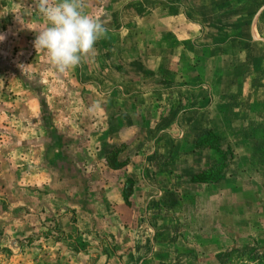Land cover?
Instances as JSON below:
<instances>
[{
    "label": "rangeland",
    "instance_id": "374dc122",
    "mask_svg": "<svg viewBox=\"0 0 264 264\" xmlns=\"http://www.w3.org/2000/svg\"><path fill=\"white\" fill-rule=\"evenodd\" d=\"M147 1L80 0L83 11L108 31L77 67L59 73L47 53L34 47L36 34L48 26L39 0H0V35L5 37L0 42V264H264V135L253 131L254 120L232 134V147L212 132L195 141L226 153L223 164L220 158L219 167L198 182L208 184L199 191H219L220 209L212 212V202L203 201L209 207L198 224L200 236L189 234L191 243L157 245L163 257L173 248L172 259H129L126 252L138 247L127 241V229L100 219L103 213L95 203L100 191H118L122 184L127 199L135 181L105 170L109 159L122 163L123 153V145L110 141L113 102L101 94L112 85L105 83L109 88L102 91L85 76L93 79L101 72L110 81L121 80L122 72L133 74L139 57L147 66L154 62L151 46L164 37L148 28L147 20L137 28L132 8ZM227 7L221 6L218 17ZM237 10L241 17L235 31L244 22L256 35L264 30V0ZM221 21L223 30L227 24ZM90 60L96 64L85 67ZM194 219L189 222L196 224Z\"/></svg>",
    "mask_w": 264,
    "mask_h": 264
},
{
    "label": "crops",
    "instance_id": "0c3cea01",
    "mask_svg": "<svg viewBox=\"0 0 264 264\" xmlns=\"http://www.w3.org/2000/svg\"><path fill=\"white\" fill-rule=\"evenodd\" d=\"M252 1L163 0L161 7L156 0L137 2L132 6L137 28L147 20L148 28L155 27L164 37L151 46L154 62L147 66L139 57L133 74L122 72L121 80L110 81L101 72L94 73V80L85 76L102 91L109 88L105 83L112 85L100 92L113 102L110 141L123 145L121 158L128 165L105 170L116 172L120 180L131 178L135 185L127 199L118 184V191H100L95 203L101 207V220L114 221L116 229L129 232L127 241L138 247L126 252L129 259H172L173 248L163 257L157 245L193 242L187 236L199 235V221L209 207L203 201H211V211L219 212V191H199L208 184L199 185L194 177L218 164L221 155L196 147L198 136L212 132L232 147V134L253 120V131L264 135V30L256 35L254 26L244 22L241 31H235L241 17L237 9ZM225 4L227 13L218 17ZM221 19L227 24L223 30ZM93 64L85 61V67ZM231 174L229 167L227 179ZM47 193L58 198L55 191ZM194 217L196 224L189 222Z\"/></svg>",
    "mask_w": 264,
    "mask_h": 264
},
{
    "label": "clouds",
    "instance_id": "9594fccd",
    "mask_svg": "<svg viewBox=\"0 0 264 264\" xmlns=\"http://www.w3.org/2000/svg\"><path fill=\"white\" fill-rule=\"evenodd\" d=\"M38 10L48 26L36 34L34 47L47 53L59 73L77 67L108 31L83 11L80 0H39ZM4 39L0 35V42Z\"/></svg>",
    "mask_w": 264,
    "mask_h": 264
},
{
    "label": "trees",
    "instance_id": "16d2710c",
    "mask_svg": "<svg viewBox=\"0 0 264 264\" xmlns=\"http://www.w3.org/2000/svg\"><path fill=\"white\" fill-rule=\"evenodd\" d=\"M196 145L199 147L203 146L201 142H197ZM216 148L218 149V151L221 154L222 164H223V161L226 160V153L220 147H216ZM118 152H117V150H114L111 154H113L116 157L118 155ZM126 163H127V160L122 162V163H117V161L114 158L111 161L109 159L108 166L111 167L112 169H118V168L123 167ZM218 167H219V164L212 165L209 169H205L201 173H198L197 175H195L194 180L196 182H204L205 180H207L206 175L208 174V171L217 169Z\"/></svg>",
    "mask_w": 264,
    "mask_h": 264
}]
</instances>
